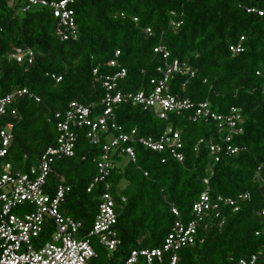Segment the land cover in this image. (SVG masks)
<instances>
[{"label":"trees","instance_id":"obj_1","mask_svg":"<svg viewBox=\"0 0 264 264\" xmlns=\"http://www.w3.org/2000/svg\"><path fill=\"white\" fill-rule=\"evenodd\" d=\"M248 8L264 10V0H77L79 38L62 41L49 8L33 6L21 11L8 0H0V96L27 87L40 98L21 96L14 104L17 118L9 113L0 118L13 122L8 158L15 168L28 170L55 145L54 113L70 101L94 103L100 109L105 89L93 69L113 72L107 63L116 50L127 68L120 82L124 91L151 89V79L158 76L161 64L153 48L164 43L172 57L196 71L192 78L175 75L169 83L172 93L195 102L209 100L218 112L231 106L242 108L244 130L234 137L240 151L222 154L218 161L205 143L197 145L200 138L217 133L213 121H191L188 115L174 112L160 119L151 109L129 102L116 108V120L125 130L136 127L141 135L159 136L169 126L177 129L185 160L162 162V153L139 144L135 162L115 155L108 182L119 202L120 244L109 252L93 239L97 255L89 264H122L132 249L161 246L176 220L172 205L184 220L196 219L192 206L206 187L203 179L209 175V166L213 169L212 196L234 197L246 191L251 196L238 201L237 210L224 204L219 216L211 210L199 224L196 243L183 249L181 264H235L253 254L258 255L254 264H264V235L256 234L264 205L259 179H264V13ZM172 21L180 24L173 26ZM146 27L152 29L151 35L144 32ZM241 36L245 37L244 51L232 53L230 46ZM18 46L34 51L32 63L11 57ZM98 152L97 145L80 136L76 155L55 160L47 179L49 193L61 177L70 186L62 209L82 222V232L91 227L106 189L97 184L87 191L97 172L93 157ZM121 195L125 201H120ZM137 264H144L143 259ZM155 264H167V260Z\"/></svg>","mask_w":264,"mask_h":264},{"label":"built area","instance_id":"obj_2","mask_svg":"<svg viewBox=\"0 0 264 264\" xmlns=\"http://www.w3.org/2000/svg\"><path fill=\"white\" fill-rule=\"evenodd\" d=\"M9 5L26 11L33 6L47 7L56 19L55 33L60 40H77L79 27L76 20L74 5L77 0H8ZM248 8V11H256ZM263 14L264 10H257ZM135 20L137 18H134ZM173 26L179 23L171 22ZM2 29L0 23V31ZM144 32L152 34L146 27ZM245 37L230 46L232 53H240L245 49ZM154 52L160 57L161 64L157 67L158 76L151 79V89L124 91L120 82L127 76V68L119 61L120 50L114 52L107 67L113 72H104L95 67L93 75L105 89L99 101V110L94 103L89 105L72 100L63 110L54 113L58 136L55 145L49 146L39 157L38 163L23 171L15 168L9 160V147L13 137V122L0 121V264H89L97 255L93 239L109 252L120 244L117 231L118 201L110 191L108 178L114 166L115 155L126 156L136 161V144L146 149L163 154L162 162L173 159L178 162L185 160L184 143L181 133L169 126L161 135H141L136 127L125 130L116 120L115 110L121 103L140 105L151 109L160 119H168L170 113L186 114L191 121H213L217 125V133L210 138H200L197 145L205 143L214 160L218 161L222 154L231 155L240 151L234 143V137L244 130L245 118L241 107L231 106L225 112L213 109L209 100L195 102L182 98L170 90V81L175 75L195 76L192 66L172 57L167 45L158 43ZM19 63H32L34 51L31 48L14 47L10 54ZM56 81L61 76H55ZM185 83L182 87L184 88ZM27 95L40 101L38 95L27 87L16 88L0 96V118L8 113L17 118L18 111L14 106L17 99ZM84 135L99 152L93 157L97 172L89 184L91 191L97 184H104L105 191L91 227L82 232L80 220L67 214L62 206L70 186L64 183V177L55 187L53 193L46 191L47 179L52 171L55 160L73 157L77 153L80 136ZM207 175L203 181L206 185L198 200L192 206L196 219L184 220L179 210L172 205L171 210L176 216L170 231L161 246L153 248L132 249L122 264H137L142 258L144 264H155L156 261L167 264H181V253L187 246H192L198 239V227L205 216L213 210L215 216L220 215V205H232L237 210L238 201L249 199L250 191L239 193L234 197L212 196L209 179L213 175L212 167H207ZM145 175L148 172H144ZM264 186V179L259 178ZM206 197V199H203ZM126 197L121 195L120 201ZM43 206V207H42ZM262 225L256 231L264 235V205L259 212ZM29 230L31 234H29ZM203 241V238H199ZM257 254L248 258H240L235 264H254ZM167 258V259H166Z\"/></svg>","mask_w":264,"mask_h":264},{"label":"snow or ice","instance_id":"obj_3","mask_svg":"<svg viewBox=\"0 0 264 264\" xmlns=\"http://www.w3.org/2000/svg\"><path fill=\"white\" fill-rule=\"evenodd\" d=\"M62 2H63V0H62ZM203 199H206V197H203ZM42 207H43V206H42ZM29 234H31L30 230H29Z\"/></svg>","mask_w":264,"mask_h":264}]
</instances>
